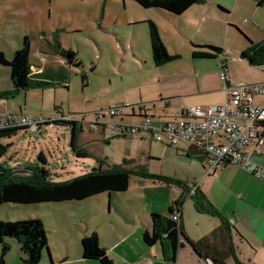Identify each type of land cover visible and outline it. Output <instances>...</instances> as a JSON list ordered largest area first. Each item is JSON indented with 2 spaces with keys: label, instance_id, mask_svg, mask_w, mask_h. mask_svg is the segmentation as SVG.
Returning a JSON list of instances; mask_svg holds the SVG:
<instances>
[{
  "label": "rangeland",
  "instance_id": "rangeland-1",
  "mask_svg": "<svg viewBox=\"0 0 264 264\" xmlns=\"http://www.w3.org/2000/svg\"><path fill=\"white\" fill-rule=\"evenodd\" d=\"M218 1L206 0V4L195 5L183 15H174L160 9H144L131 0H0V96L16 91L19 55L28 44L32 43L35 49L29 57L31 65H39L37 62L41 58L53 61L52 53L37 50L39 32L63 29L59 41L65 50L72 49L77 54L65 70L67 77L63 83H67L66 87L57 84L62 82L55 77L51 82L56 86H31L26 93L17 90L12 96L0 99V114L22 113L33 118L66 121L71 117L77 122L78 145L88 154L86 158L78 159L72 151L70 125L44 126L37 133L18 131L0 139V145L5 147L0 156L1 169L10 170L17 177H26L25 173L17 174L15 170L40 166L37 156L43 153L51 183L66 182L100 167L104 171L120 166L148 172L151 177L147 178V189L142 192L147 203L138 208L146 206L149 211L154 205L156 215L167 216L169 205L182 199L184 186L189 185L187 181L194 175L190 165L193 161L180 150L182 146H190L180 143L177 147H168L150 136H122L107 128L108 124L119 123L121 118L106 116L102 124L96 126L95 115L116 106L146 104L148 112L156 117L152 122L155 127L179 119L178 99H168L170 87L166 78L178 72L179 66L192 56V37L196 41L208 37L206 39L217 43V47L225 52L228 63L234 65L238 64L239 58L235 49L246 42L243 33L255 43L264 42V5H259L260 0H220L226 8ZM148 21L161 26L170 35L162 42L169 54H180L181 60L159 68L154 66ZM177 26L189 27L182 32ZM194 26L231 27H227V33L208 34L206 27L198 31L199 27ZM25 66L23 74L28 75ZM254 72L260 78L264 77V70ZM165 100L169 101L170 107L165 105ZM131 112V108L125 109L123 123L138 125L139 117ZM196 163L201 167L200 162ZM132 180L135 182V177ZM135 185L132 184L130 198L138 194ZM117 197L122 200L123 196L114 194L113 201ZM99 198H91L90 203L81 205L82 209L77 202L30 206L4 204L0 205V221L41 220L49 241V252L44 251L40 264H52V261L55 264H79L75 259L82 251L81 239L86 233H93L98 226L105 231L107 225L104 224H113L118 229L114 223H122L120 215L116 214L115 203L111 206L108 195L107 202L100 203L101 215L89 213L88 209L98 203ZM109 209L116 215L117 222L110 221ZM131 209L137 217L140 215L141 210ZM8 242L11 249L4 259L5 264H25V255L18 242Z\"/></svg>",
  "mask_w": 264,
  "mask_h": 264
},
{
  "label": "crops",
  "instance_id": "crops-1",
  "mask_svg": "<svg viewBox=\"0 0 264 264\" xmlns=\"http://www.w3.org/2000/svg\"><path fill=\"white\" fill-rule=\"evenodd\" d=\"M204 1L205 2L200 5L207 3L206 0ZM218 4L226 8L220 0ZM220 9L225 11L222 8ZM160 27L159 32L161 39L163 42H166L168 38H170V35ZM177 27L183 32L185 27L189 26ZM194 27H199L198 31L206 27V32H208V34H218L221 31L222 33H227L229 31L227 27L231 26ZM62 31L63 29L48 32L42 31L36 36L37 50L40 49L39 52L44 54L52 53V62L47 61L46 58H41L40 61L37 62L39 65H31L32 63L30 64V62L32 61L29 60V57H31L30 54L32 50L35 49L32 47V43L24 48L23 54L19 55L20 62L18 65L20 67L18 73H20V82L16 91L18 90L20 93H26V90L31 88V86L41 88L35 84H51L53 83L51 81H53L55 77L57 80H65L67 77L65 70H68L71 64L65 59L64 53L72 49L65 50L62 42L59 41V33ZM243 34L245 38L244 41L246 42L235 49L236 54L239 56V58H237V65L228 63L225 59L224 51L217 59H199L191 56L188 58L190 62L186 61L179 66L178 72L166 78L168 80L166 83L169 84L170 87V92L167 95L168 99H178V106L176 108L178 117L181 115L183 107H212L227 102L228 96L225 90V84L220 79L222 69L220 67L221 64L218 65L219 63L226 62L225 70L228 76V82L231 85L264 83V77L260 78L259 75L254 72L256 69H264L262 67L250 65L247 59L241 57L242 52L247 50L250 46L247 38L254 44H258L245 35V33ZM206 38L208 37H200L197 41L195 37L191 38V44L194 46V49L191 51L192 54L194 51H208L207 49L203 50L204 48H200L201 46H218L217 43H212ZM181 59L182 57L179 60ZM24 65H26L25 67L29 72L28 75L25 73L23 74ZM63 82L57 84H63V86L66 87L67 83L64 85ZM16 91H14V94ZM140 101L142 102L141 98ZM169 104L168 106L170 107L171 105ZM155 114H157V112ZM150 115L153 119H156L154 113H150ZM165 115L170 117L169 113H165ZM133 116L139 117L135 114H133ZM141 122L139 117L138 124ZM77 147L85 151L78 145V140ZM180 150L186 158L193 161L190 165L192 166L194 175L191 179H188L190 180L187 181L189 185L185 186L183 189L181 194L182 199L169 205V209H173L174 206L179 207L181 215L180 223L184 236L191 241H199L219 229L222 223L221 219L201 214L196 210L194 202L191 199L192 196H189L190 190L195 189L197 194L203 195L207 202L229 225L230 235L224 232L220 234L214 242V249L218 257L221 259L224 258L226 264H237L236 259L242 264H264V180L232 165H227L208 174L204 156L193 155V149H191V147L182 146ZM250 151L252 153L253 162L264 169V143L258 149L251 148ZM195 161L200 162L201 167L198 166ZM19 172L25 173L27 176L30 175L26 168L18 171L15 170V173L19 174ZM132 178L128 191L121 194L123 196L122 200L117 197L116 200L113 201L114 194L108 195L109 198L111 197V206L115 203L116 214L120 215L122 219V223H120L118 219H115L116 215L109 209V211H111L110 215L112 216L110 221L112 219L115 220V222L118 221L114 223L116 226H119L118 229H116L113 224H104L107 225L105 231H102L103 228L101 229L100 226H98L93 233L98 235L100 248L106 251L108 257L113 261V264H166L163 256V243L158 242L154 246H147L144 242L145 233L148 232L150 235L153 233L152 215L157 213L154 205H152L149 211L146 206L138 208V205H146L147 203L142 192L146 191L148 186L146 185V180L149 179L137 176L135 177V182H133ZM133 183L136 184L134 190H138V194L136 197L130 198L129 193L131 192ZM103 195L105 196H98L101 198H99L100 200L98 203L90 206L88 209L90 214L101 215L100 203L107 202V194ZM89 200L91 199L78 202L77 205L82 209L84 205L91 202ZM187 200L191 202H187ZM81 205H83V207ZM123 207L126 209H123ZM131 207L139 209V211L141 210L138 217L132 211ZM90 234L92 233H86L85 236ZM183 244L184 246L180 247L178 251L177 264H214L212 260H205L198 256L187 241ZM230 245L235 251L234 256L229 253ZM75 261H79V264H99L98 261L84 260L82 251L77 253ZM52 264H55L54 261H52Z\"/></svg>",
  "mask_w": 264,
  "mask_h": 264
},
{
  "label": "trees",
  "instance_id": "trees-1",
  "mask_svg": "<svg viewBox=\"0 0 264 264\" xmlns=\"http://www.w3.org/2000/svg\"><path fill=\"white\" fill-rule=\"evenodd\" d=\"M136 2L144 9H160L174 15H183L195 5L203 4L204 0H131ZM264 0H260L259 5H263ZM148 32L150 37L152 62L155 67L159 68L168 63L177 61L181 58L180 55H171L168 53L165 45L162 42L159 27L152 21H148ZM247 38V37H246ZM249 41V48L242 52L241 57L247 59L250 65L255 67L264 66V42L254 44ZM200 47V46H198ZM200 48L208 51H194L193 58L199 59H217L223 54V50L213 46H201ZM76 53L72 50L64 53V57L69 64H72L76 59ZM226 66V62H224ZM18 82L20 73L15 72ZM59 82H63L60 80ZM39 87H48L56 85L55 83H36ZM14 91L7 92L0 96H12ZM165 105L168 106L169 101L165 100ZM146 105V104H144ZM135 106H116L127 107L132 109V114L135 113ZM54 126L70 125L72 134L70 138V147L78 159H84L88 155L85 151L77 147V122L74 120H53ZM46 125H42L44 127ZM39 128V130L41 129ZM38 130V132H39ZM18 131H27V128H19L16 130L0 131V139L16 134ZM193 149V155H203V152ZM5 152V147L0 145V156ZM41 163L40 166H31L26 168L30 175L26 177H17L10 170L1 169L0 167V205H41L52 203H68L82 202L103 194H123L126 193L130 186L132 177H151L148 172L133 171L124 167H112L108 171L100 168H94L90 173L76 177L62 183L49 182V172L46 169V159L43 153L37 156ZM127 163V162H126ZM101 164V162H100ZM185 188V186H184ZM196 210L210 217L221 219L222 223L219 229L215 230L209 236L204 237L199 241H191L183 234L182 225L180 222L173 220L174 211L169 209L167 216L153 214V233L148 232L144 235V242L147 246H154L158 242L163 243V256L166 264H177L179 248L184 246L181 237L191 245L195 253L202 259H210L214 264H226L225 259L218 257L214 242L220 234L227 232L229 234V225L222 216L207 202L203 195L197 194L191 197ZM177 205V204H175ZM230 235V234H229ZM8 240H16L20 245L22 253L25 255V264H40L43 259L45 250L49 252V241L46 235L45 227L41 220L32 219L29 221L3 222L0 221V248L1 260L0 264H5V257L10 252ZM82 257L87 261H98L99 264H113V261L108 257L106 251L99 246V238L96 233L85 236L82 241ZM230 255H235L233 247L230 245ZM237 264H242L236 259Z\"/></svg>",
  "mask_w": 264,
  "mask_h": 264
},
{
  "label": "built area",
  "instance_id": "built-area-1",
  "mask_svg": "<svg viewBox=\"0 0 264 264\" xmlns=\"http://www.w3.org/2000/svg\"><path fill=\"white\" fill-rule=\"evenodd\" d=\"M221 69L220 79L228 96L222 105L183 107L179 119L168 120L159 127L153 126L154 119L144 104L134 108V114L142 121L138 125L124 124L125 109L114 107L106 113H97L94 123L101 125L106 116L121 118L119 123L108 124L107 128L122 136H150L168 147L186 143L203 152L208 174L232 165L264 180V169L253 162L250 151L264 143V83L231 85L224 64ZM42 125L54 127L53 120L16 113L0 114V131L27 128L37 133ZM195 193L192 189L189 196ZM173 211V220L180 222L179 207L174 206Z\"/></svg>",
  "mask_w": 264,
  "mask_h": 264
},
{
  "label": "water",
  "instance_id": "water-1",
  "mask_svg": "<svg viewBox=\"0 0 264 264\" xmlns=\"http://www.w3.org/2000/svg\"><path fill=\"white\" fill-rule=\"evenodd\" d=\"M181 240L183 241V243H186V241H185L184 237H181Z\"/></svg>",
  "mask_w": 264,
  "mask_h": 264
}]
</instances>
